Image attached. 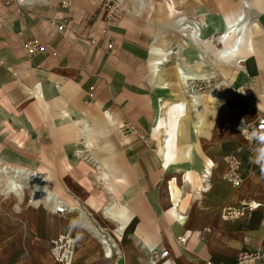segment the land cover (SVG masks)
<instances>
[{"label": "crops", "instance_id": "0c3cea01", "mask_svg": "<svg viewBox=\"0 0 264 264\" xmlns=\"http://www.w3.org/2000/svg\"><path fill=\"white\" fill-rule=\"evenodd\" d=\"M248 1L253 27L238 23L244 0H122L117 19L103 0H0V91L20 108L18 122L43 132L51 163L81 151L86 126L106 138L115 125L116 148L96 154L121 161L103 164V199L78 186L79 165H43L61 172L63 193L54 192L64 214L1 197L0 264H57L50 240L59 233L75 238L71 264H151L152 248L167 249L168 264H264V137L253 130L264 115V0ZM233 25L217 47L215 35ZM30 39L44 50L28 56ZM180 68L195 81L215 78L197 90L198 112ZM180 101L186 132L167 165L154 126ZM230 155L236 183L225 176Z\"/></svg>", "mask_w": 264, "mask_h": 264}, {"label": "rangeland", "instance_id": "374dc122", "mask_svg": "<svg viewBox=\"0 0 264 264\" xmlns=\"http://www.w3.org/2000/svg\"><path fill=\"white\" fill-rule=\"evenodd\" d=\"M168 6L170 10H172L173 5L171 3H168ZM249 6H250L249 1L244 0L242 12L246 14V15L244 14L245 19L241 17L240 20H238V23H242L245 21L244 23L246 25L253 27L255 23H253V19L248 14ZM192 22L197 23L201 27V23L198 22L197 20H192ZM235 25L231 26L228 30L225 31H229V33H231L235 29L236 27ZM255 31H257V29ZM199 32H201L200 29ZM200 34L201 33H195L196 36H199ZM218 39H219V35L217 34L213 38V41H215L217 47L219 46L218 44H220L218 42ZM218 51L221 52L223 51V49H218ZM184 74L186 73L184 72ZM214 79L215 78L213 77L208 80L207 79L206 80L196 79V81L194 80V82L197 85V90H199L200 88L202 90L204 86H208L212 84ZM180 80L182 82L181 76H180ZM6 88L7 86H4L3 89L4 92L0 91V161L2 160L1 161L2 165L7 168L9 167L27 168L29 172L36 174L37 178L35 182H33L31 180V176L28 175H17L10 173V171L6 173L1 172L0 198L1 197L5 198L8 196L13 197L16 202L21 203L19 205H23L22 202L24 201L27 203L32 195V192L35 189L38 190L37 197L42 194V192L44 191L42 179H41L42 177H44L47 180L48 188L52 192L56 191L59 195L60 194L62 195L63 189L60 188V185L58 183V177L60 176L61 172L56 173V172L45 171L43 165H46L48 167H54L53 165L56 164L57 167L60 166L62 167V169H66V166L70 164H77L79 165L77 166L78 170L76 172L73 173L71 172V173L74 175L75 179L76 177L79 179L77 181L78 186L80 187L86 186L85 188L84 187L83 188L88 189L90 191H94V195L96 194V190L99 189L100 190V192H98L99 197L100 199H103L104 193L108 191V187L105 188L103 187V185H107V183L104 182L105 179L102 178V176L108 174V173H102L103 164L112 162L113 164H115V167L119 169L121 167V161L119 160V157L103 156V155H98L96 153L98 149H101L100 151H103V149H109L110 151H113L116 148V144H115L116 139H110L112 136H116L115 130L113 129L115 125H109V126L107 125L106 130H109V132L108 134L106 133L107 135L106 138L99 137L100 133H98L97 130H95L97 126L94 125L95 127L93 126V129H91V125L86 126V130L89 131L88 137L91 136L90 139L89 140L83 139L79 141L78 140L79 135H77L75 140V148L77 149L81 148V151L75 152V156L68 157L71 159V160L69 159V161H67L66 156L63 155L62 161H60L59 163H56V161L54 163H51V160L54 161V158L52 156H47L46 148L44 147L43 132L31 134V132H33V128L31 126H28L26 123L24 124L18 122L19 114L17 115V112L20 110V108L13 107V105L11 104V99H12L11 94L8 93L9 92L8 90L6 91ZM190 102L191 105L193 106L192 109L198 112L199 111L198 96L196 97V99H190ZM179 103L180 104L169 106L165 109L166 117H165V121H163V127L160 126L161 127L160 128L159 126H157L161 124L160 121H158V124L157 125L155 124L154 126V129L157 132H162V142H161L162 155L164 157V162L167 165L171 164L173 160L172 157H173V152L175 149V144L177 141L178 134L186 132V129L181 126L182 124L181 122L186 114L187 106L184 101H180ZM35 135L37 136V138H34L36 141L30 140L33 139ZM108 136L110 137L107 138ZM77 140L78 142H76ZM66 142H67L66 140H61L60 148H62V146L66 144ZM34 148H38L36 153L33 150ZM59 157L57 158L59 159ZM111 158H114L115 160L113 161ZM88 165H90L91 167H89ZM64 171L65 170H63L62 174L64 173L65 175L66 172ZM7 182L13 183L14 186L9 185L11 187L8 188L6 185ZM44 195L45 193L43 194V196ZM37 200H35V202H37L38 205L39 203L42 204L39 200L38 201ZM107 210L110 211L109 209ZM97 235L99 239L102 241L103 237L99 235L98 232ZM103 245H104V256L106 257L107 256L106 253L109 250V248L111 249V246L108 247V244H103Z\"/></svg>", "mask_w": 264, "mask_h": 264}, {"label": "built area", "instance_id": "2783aa9c", "mask_svg": "<svg viewBox=\"0 0 264 264\" xmlns=\"http://www.w3.org/2000/svg\"><path fill=\"white\" fill-rule=\"evenodd\" d=\"M135 1L140 2L141 0H135ZM103 3L105 5V8L108 13V17L110 19L120 18L126 12L122 0H103ZM219 39H223L222 34L219 35ZM22 47L28 56H35L44 50V47L40 44V42L37 39H30L24 41ZM185 88L186 90L189 91L188 92L189 95H191L192 93H197V85L192 78L188 79ZM253 130L260 136L264 137V115H259L257 117L253 125ZM227 160L229 161L230 168L228 171L225 172V176L229 178L232 182L236 183L237 182L236 170L238 168L239 161L234 155H230L227 158ZM208 176H209V171L204 170V172L202 173L203 179L204 180L208 179ZM36 190L37 189H35L32 192V195L29 199L30 202H35V200L38 199L40 202H43L48 207H50V209L53 212L59 214H64L65 212H67V208L65 204L63 201H61L60 198H55V196L53 198L44 197L43 194L46 193L45 190L40 196L37 197L38 190L37 191ZM187 236H188V232L184 233L182 239H186ZM103 241H105V239H103ZM75 247H76L75 238L70 234L59 233L55 237H52L50 240V252L57 264H71L72 255ZM115 252L116 255L118 256L120 255V252L118 250H116ZM112 254L113 252L111 251L109 256H112ZM167 255H168V250L165 248L162 249L152 248L149 250L148 259L151 264H168ZM261 256H262L261 254L255 253L253 255L247 254L244 258L254 259Z\"/></svg>", "mask_w": 264, "mask_h": 264}, {"label": "bare ground", "instance_id": "6f19581e", "mask_svg": "<svg viewBox=\"0 0 264 264\" xmlns=\"http://www.w3.org/2000/svg\"><path fill=\"white\" fill-rule=\"evenodd\" d=\"M199 29H200V26L197 23H193V31H194V34L195 33H201V32H199ZM228 33H229V31H223V32H220L218 34V35H220V34L223 35V39H218V42L220 44L224 42V40L226 39ZM179 73H180V76L182 78V82L184 84V87H186V83L188 82L189 77L186 74H184V71H183L182 68H180ZM197 95H198L197 93H192L189 97H190V99H196ZM9 168H10V170H9ZM9 168L3 166L2 165V162L0 161V173L1 172L6 173V172H9L10 171V173L17 174V175H28V176H31V180L33 182H35V180L37 178V175L34 174V173L29 172V170L27 168H12V167H9ZM41 179H42L43 189L46 192L44 196L45 197H51V198H53L55 196V198H58V195L56 193L52 192L48 188L47 180L44 177H42ZM6 185H7L8 188L11 187L9 185L14 186L13 183H8V182L6 183Z\"/></svg>", "mask_w": 264, "mask_h": 264}]
</instances>
